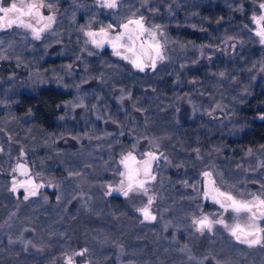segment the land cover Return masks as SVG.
I'll return each instance as SVG.
<instances>
[{
    "label": "trees",
    "instance_id": "1",
    "mask_svg": "<svg viewBox=\"0 0 264 264\" xmlns=\"http://www.w3.org/2000/svg\"><path fill=\"white\" fill-rule=\"evenodd\" d=\"M55 4V33L40 40L24 39L14 30L0 33L6 35L0 43L6 57L0 64V91L9 111L0 112V126L7 127L1 120L8 115L14 140L32 147L35 168L53 159L49 166L71 174L65 187L75 189L69 195L64 191L67 200L54 191L46 194L49 199L15 198L0 169V264H64L67 252L82 247L96 264H195L189 256L203 264H264V247L240 244L221 228L198 234L190 226L199 202L192 185L209 165L237 191L264 184L259 174L264 167L252 173L264 158V46L249 31L253 0H147L146 5L123 0L112 11L86 7V0ZM133 12L164 31L166 59L155 70L140 72L109 48L71 63L87 79L81 84L88 86L90 99L108 108L104 128L116 132L123 124L126 135L121 141L115 133L100 140V123L91 121L83 147L58 151L60 141L54 139L74 138L80 126L65 108L70 91L58 83L61 61L77 55V23L99 28L121 23ZM56 51L69 59L47 57ZM33 65L44 69L34 82L26 79L35 73ZM191 99L202 112H193ZM142 128L150 135L141 144L155 129L169 158L158 172L163 194L155 221H144L128 198L104 192L115 177L118 156L138 140ZM81 188L86 202L73 195Z\"/></svg>",
    "mask_w": 264,
    "mask_h": 264
},
{
    "label": "snow or ice",
    "instance_id": "2",
    "mask_svg": "<svg viewBox=\"0 0 264 264\" xmlns=\"http://www.w3.org/2000/svg\"><path fill=\"white\" fill-rule=\"evenodd\" d=\"M96 2L101 9L115 10L123 3V0H96ZM253 3L259 14L254 13L250 17L254 28L249 31L258 38L261 45H264V0H253ZM144 4H147V0H144ZM44 9L48 10V15L44 14ZM148 11L154 10L149 8ZM145 19L143 14L137 15L136 12H133L131 16L118 24L108 23L96 30L84 31L81 29L86 37L84 43L85 45L91 44L96 49H102L108 45L112 49L113 55L128 61L133 68L140 72H144L146 69L155 70L157 62L166 59L165 44L167 40L166 38L163 41L160 39V37H164V31L160 25L146 26ZM55 22L54 0H0V31L14 27L23 28L31 32L34 40H40L41 34L52 29ZM245 27L247 28V25ZM228 39L234 38L229 37ZM225 43L227 44L228 41ZM231 47L234 49L235 45L233 44ZM92 54L89 51L88 55ZM4 58L6 57H0V59ZM68 67L70 68L71 65ZM261 70L264 71V68ZM219 75L223 77L224 73L221 72ZM75 107H84V105L76 103ZM260 118L264 120V116ZM136 149L137 144L134 143L130 150L121 153L116 170L120 177L118 186L108 185L105 194L111 195L113 192H118L126 198L130 194L147 197L146 204L137 208L136 211L142 215L144 221H154L156 216L151 212L154 196L149 194L148 185L156 180V176L153 174V165L154 163L159 164L163 153L157 154L151 150L138 152ZM196 151L199 152L198 149ZM250 152L251 150H249ZM163 158L167 160V157ZM260 167H264V162ZM13 172H18L20 176L26 177L24 180L13 178L10 188L13 193L23 189L24 200L36 196L38 189L44 186L34 182L24 164H17ZM201 176L203 177L201 181L204 185L203 190L201 191L195 184L192 187L202 199L211 201L213 205L218 206V211L209 214L201 212L199 216H193L190 226L200 234H204L206 231L212 232L216 226H219L240 244H245L248 247L256 245L264 247V184L257 192H234L218 184L211 170L203 171ZM184 183L187 186V181ZM232 187L235 188V186ZM226 214H228V218H226ZM87 251V249H83L72 255L66 254L65 264H75L74 257H83ZM189 260L195 261V264H203V261H196L194 256H189Z\"/></svg>",
    "mask_w": 264,
    "mask_h": 264
},
{
    "label": "rangeland",
    "instance_id": "3",
    "mask_svg": "<svg viewBox=\"0 0 264 264\" xmlns=\"http://www.w3.org/2000/svg\"><path fill=\"white\" fill-rule=\"evenodd\" d=\"M56 1H58V0H54V11H55V15H56V22L53 24L52 29L45 31L44 33L41 34V39L47 34H50L52 32L55 33L54 26L57 23V19H58V15H59V7L55 4ZM89 6H91V7L95 6V7L100 8L97 5L96 0H86V7H89ZM103 10L112 11L110 9H103ZM43 11H44L45 15L49 14L47 9H44ZM254 13L259 14L257 11H255L251 14V16ZM131 15L132 14H130L129 16H131ZM145 23H146V26H149V27L155 25V24H152L150 22H147L146 19H145ZM37 26H39V25H37ZM76 27H77V37L76 38H79L80 42L77 43L78 50H77V55L74 56V58L69 59L67 56H65L66 55L65 52L63 54H60L57 51L47 53L48 58L62 56V58L66 57L67 59H69V61H66L63 58L64 60L61 61V64L59 65L61 73L58 76L59 77L58 83L60 86L67 89L71 93V98L69 99V101L67 103H65L66 111L70 112L69 113L70 118L74 117L73 120L80 122V126L79 127L76 126L77 127L76 130H77V132L78 131L79 132L78 133L75 132L72 134V135H74L73 136L74 138H71L69 136H65V137L61 136V137H57L56 139H54L53 142H56L57 140L60 141L57 144V147L59 149L58 151H63V149H65L64 147H70V146H74V145L77 148L83 147L84 141H86L90 137V133H88V124L91 121H94L95 123H100V126L102 128L101 132H100L101 134L98 133V135H96V136H98V139H100V140H103L105 138L106 134H107V136H109L111 133H115L117 139L121 141L122 137L124 135H126V133H127L125 128L121 129L124 126L123 124H119L118 128L115 129L116 132H114L113 130H110L108 128H104L105 127L104 122L109 118L108 108L106 109L105 105H103V106L99 105V103H97V100L90 99V95H89L90 91L88 90L89 88H87L88 86H83L81 84L84 81H86L87 79L85 77H82L83 75H82L81 71L76 72V70L73 69L72 67H70V68L68 67L69 65H71V63L75 59L85 60L86 56H88L89 51H91V52H93L95 50L100 51V50H103L105 48H109L111 53H112V49L108 45H105V47L102 49H96L91 44L85 45L84 41L86 40V37L84 36L83 31H81V29H83L84 31H88V30H96L98 28L93 27L91 25H82V23L80 21L77 23ZM252 28H254L253 24L251 26V29ZM12 30L17 31L21 36H23L24 39L29 38V40H33L31 32L29 30H26L23 28L14 27L12 29L3 30V31H12ZM1 32L2 31H0V33ZM79 35H80V37H79ZM5 36L0 35V42H2L4 40ZM160 39L163 41L165 39V34H164V37H160ZM256 39L258 40L257 37H256ZM33 46H34V44H31L30 47H33ZM262 46H264V45H262ZM46 49L47 48H45V51H46ZM83 51L87 52V54H83ZM113 56L121 59L120 57H117L115 55H113ZM165 56H166V44H165ZM0 57H5V55H2L1 51H0ZM89 58H91V56ZM4 59H0V64L2 63V61ZM121 60H123V59H121ZM124 61L128 62L126 60H124ZM160 62L161 61H158L157 65ZM33 66L34 67H32V69H34L33 71L35 73L34 74H32V73L27 74L26 79H28V80L30 79L34 82L35 74L38 73V70H40L39 71V73H40L44 69L41 70L38 67H35V65H33ZM48 72H49L48 75L52 76V73L50 71H48ZM22 78L24 79L25 77H22ZM22 78H20V79H22ZM1 83H2V76L0 74V85H1ZM1 93L2 92L0 91V112H3V114L9 113L7 106H6V103H5L6 100L3 99V97L1 96ZM76 103H82L84 105V107H75ZM190 103L192 104V109H193L194 113L202 112V111H200V107L197 105L198 102H196V104H195L194 100L191 99ZM77 108H80V112L78 114V118L77 117L75 118L74 112H75V110H77ZM10 120H11V118L8 115L3 116L1 121L4 124H6L7 127L2 128L0 126V149H2V151H0V155L3 156L2 162H0V169L3 172V177H4V180H6V182H7L9 191H10V188L12 185L13 178H15L17 180L26 179V177L20 176L18 172H15V173L13 172V169L16 167L17 163L20 161H24L31 168V173L29 175L33 178L34 182L44 185L43 187L38 189V194L36 196L44 195V197H47V199H49V197L46 196V194L54 191L56 194L59 193V196L63 195V198H64V196H66L64 194L65 190L68 191V195H69V193L73 192L75 188L71 189L70 188L71 186L65 187V182L68 181V179L70 178V175L63 168H61V166L60 167L54 166L55 168H60L59 171H58V169H55V168L49 166V162L53 163V161H52L53 159L48 160L45 158L44 159L45 163H46V165H44L45 168L44 167L39 168V169L35 168L36 157L31 154L32 147L27 145L24 142H21L18 138L16 139V141L14 140L12 133L9 131L10 126L8 123ZM153 132H154L153 134H155V136H153V134H152L151 135L152 137H149L147 142H144L143 144H141L143 137H145L146 135H148V136L150 135V134L146 133L145 128H142L141 130H139V133L137 135L138 140L136 139V141H133V144L134 143L137 144L136 151H138V152L151 150V151L157 152V154L163 153V156L159 160V164L157 165L154 163V165H153V174L156 176V180L153 182H150L148 185L149 194L154 196V202L151 206V212L153 215L156 216V220H157V219H160V208H159L158 201H159V198L163 194V192H162V190H163L162 189V180L159 179L158 172L164 165H167V161H169V158L167 157L164 150L160 147V140L158 139V134H157L158 131L154 129ZM121 133H123V134H121ZM59 143H61V144H59ZM84 148H86V147H84ZM130 149L131 148H128L127 150H125L121 153L127 152ZM21 152H23V155H21ZM54 154H55V152H54ZM46 155L48 156L49 154L47 152H45V156ZM92 155H94V154L92 153ZM120 155L117 158V166H118V160L120 158ZM163 157H167V160H165ZM41 158H44V156H42ZM58 158H60V155H58ZM87 161H89V159ZM262 162H264V158H260L259 160L256 161V164L253 167V171L251 170L252 173L257 172V168L260 167ZM249 169H252V168L249 167ZM205 170L213 171L214 178L216 179L218 184L222 185L223 187H227L230 190H233L234 192L237 191L233 187L226 186L224 184L223 180L221 179V177L218 175L217 171L211 165H209L206 169H202L200 172V179H199V182L197 183V187L201 191L203 190V187H204L203 183L201 182L203 180L201 173ZM0 173H1V171H0ZM259 174H261V176L264 177V173H261V171L259 172ZM119 180H120V177L117 175V172H115L114 179L106 184V186L104 188V192L105 193L107 192V190H108L107 186L108 185H112L113 187H117ZM256 182H258V181L256 180ZM247 188H248L247 190H243V191L257 192L260 190L261 186L255 187V186L250 185ZM81 189H83L84 191H78L77 193H75L73 195L76 197L79 194L80 195L79 201L80 202H86L87 201V194H86L87 192L85 193L86 190L84 188H81ZM86 189H87V187H86ZM11 193L15 196V198L24 199L23 196L25 193H24L23 189H19L16 193H13V192H11ZM112 194L122 195L121 193H118V192H113ZM196 196L199 199V202L197 204V211H196V214L194 216H199L201 214V212H203L205 214H209V213H214V212L218 211V206L213 205L211 201L202 199L200 194L197 191H196ZM127 198L131 201V203L135 209L144 206V204H146V202H147V197L138 196V195H134V194H130L129 197H127ZM64 199H66V198H64ZM226 218H228V214H226ZM218 228H220V227L216 226L212 232H208V233L213 234V233H215V230ZM223 231H225V230H223ZM198 234H200V233H198ZM83 249H87L88 250L87 253L83 257H80V256L74 257L75 264H96L94 262L93 258L90 256L89 249L87 247H82L80 249L72 250V251L67 252L66 254L72 255L74 252H79ZM66 254L63 256L64 264H65ZM121 261H119V263Z\"/></svg>",
    "mask_w": 264,
    "mask_h": 264
},
{
    "label": "water",
    "instance_id": "4",
    "mask_svg": "<svg viewBox=\"0 0 264 264\" xmlns=\"http://www.w3.org/2000/svg\"><path fill=\"white\" fill-rule=\"evenodd\" d=\"M17 164H24V165L28 168V171L30 172L31 168H30V166H29L26 162H24V161H20V162H18ZM16 166H17V165H16Z\"/></svg>",
    "mask_w": 264,
    "mask_h": 264
}]
</instances>
